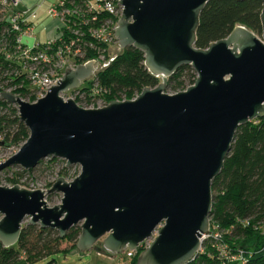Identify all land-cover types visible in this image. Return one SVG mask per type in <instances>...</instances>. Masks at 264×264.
<instances>
[{"label":"water","instance_id":"1","mask_svg":"<svg viewBox=\"0 0 264 264\" xmlns=\"http://www.w3.org/2000/svg\"><path fill=\"white\" fill-rule=\"evenodd\" d=\"M211 1L121 0L115 34L120 48L142 51L147 70L162 79L135 100L100 109L65 102L61 93L80 88L95 60L67 68L36 103L2 94L18 106L30 137L0 172L15 166L32 170L50 157L66 160L67 167L79 165L82 172L70 183L59 179L48 191L64 195L54 208L42 190L0 187V243L16 245L30 219L28 224L57 230L62 238L81 226V252L103 241V250L115 256L137 252L154 239L137 264H188L200 254L210 233L212 183L239 127L264 118V10L262 38L239 26L201 50L200 16ZM182 66L195 70V84L165 93Z\"/></svg>","mask_w":264,"mask_h":264},{"label":"trees","instance_id":"2","mask_svg":"<svg viewBox=\"0 0 264 264\" xmlns=\"http://www.w3.org/2000/svg\"><path fill=\"white\" fill-rule=\"evenodd\" d=\"M263 10L262 0H212L201 13L196 47L207 50L211 44L227 39L239 26L262 37ZM6 26L0 21V34ZM89 59L96 60L97 54L91 53ZM145 61V54L134 47L122 50L109 67L98 74L101 87L111 92L103 99L112 102L125 96L132 100L144 89L158 87L162 79L147 70ZM6 65L0 59V86L3 74L8 71ZM196 80L195 70L191 66H182L168 80L167 86L178 92L188 88L187 81L192 86ZM15 81V84L22 85L16 93L25 99L30 96L34 101L30 83L22 82L18 77ZM91 86L92 83H88L84 90L90 91ZM0 133L6 135L9 146L19 149L30 137L29 129L20 121L18 110L2 100ZM13 183L18 182L14 180ZM212 192L211 226L218 225L224 239L220 245L214 240L205 242L204 251L188 264H264V118L239 127L224 168L212 183ZM81 234L80 226L72 228L62 238L56 230L26 224L16 245L6 247L0 243V264H38L61 252L76 249ZM65 243L69 247L63 248ZM224 247H228L232 256L242 255L243 261L229 260L222 251ZM139 255L137 253L132 259V264H137ZM48 264H55V261Z\"/></svg>","mask_w":264,"mask_h":264},{"label":"built area","instance_id":"3","mask_svg":"<svg viewBox=\"0 0 264 264\" xmlns=\"http://www.w3.org/2000/svg\"><path fill=\"white\" fill-rule=\"evenodd\" d=\"M120 2L121 0H57L49 14L59 22V27L46 43H42L37 40L32 27V20L37 14L18 10L21 0H0V21L7 24L0 34V59L8 66V71L2 76L0 100L7 102L2 94L12 93L23 101L36 103L62 81L67 68L76 70L92 61L89 56L96 53L92 76L80 88L62 92L60 97L65 102L71 99L84 109L107 107L110 102L103 97L111 92L101 87L98 74L109 67L114 59L111 50L114 45L119 44L115 34L124 10ZM26 39L34 41L29 45L25 42ZM17 77L22 82L30 83L29 90L35 96L34 101L30 96L25 99L16 93L18 88H22V85L15 84ZM88 83H92L90 91L84 90ZM114 101L123 102L127 98L122 96ZM13 106L19 112L18 106ZM3 144H7L6 135L0 133V151L12 148ZM3 162V159L0 160V165ZM211 221L210 233L204 237L200 253L204 251L205 242L214 240L220 245L224 239L223 231L216 224L212 227ZM156 235L157 232L154 238ZM152 241L153 239L146 241L139 249L149 247ZM222 251L231 261H243L242 255L232 256L228 247H224ZM136 253L129 251L128 257L133 259Z\"/></svg>","mask_w":264,"mask_h":264},{"label":"rangeland","instance_id":"4","mask_svg":"<svg viewBox=\"0 0 264 264\" xmlns=\"http://www.w3.org/2000/svg\"><path fill=\"white\" fill-rule=\"evenodd\" d=\"M56 2L57 0H21L18 7V10L22 12H27L28 14L35 12L37 14V18L32 21V27L34 29V35L40 42L45 41L44 43H46L48 41L47 39L55 34L59 27V22L49 14L50 10L56 5ZM33 41L34 40L26 39L25 42L31 45ZM122 50L123 49L120 48L119 44L114 45L111 50L112 57L115 58L118 54H121ZM187 86L188 88L191 87L189 86L188 81L186 82V87ZM186 90L180 89L178 92H175L167 86L165 93L174 95ZM19 150L20 149L17 146L7 150H1L0 160L3 159L6 162L9 158L18 153ZM53 158L54 157H50L43 160L32 170H25L20 166H15L0 172V187L12 188L19 186L30 191L42 190L46 193L45 201L50 208L62 205L64 195L60 192L48 194V191H50L53 185L61 178L65 179L68 183L73 182L80 176L82 169L79 165L67 167L66 160L55 158L56 160L54 161ZM14 180H17L18 183L14 184ZM2 218L3 216H0V220ZM29 221L30 219H27L24 225L28 224ZM67 247H69V244L65 243L63 248ZM145 250L146 248L142 247L137 253H140L139 256H141ZM128 252L129 251H125L120 255L110 256L103 250V241H100L92 251L81 252L76 248L71 251L61 252L52 258L39 262L38 264H48L51 260H54L55 264H132V259L128 257ZM20 264L27 263L22 262Z\"/></svg>","mask_w":264,"mask_h":264},{"label":"crops","instance_id":"5","mask_svg":"<svg viewBox=\"0 0 264 264\" xmlns=\"http://www.w3.org/2000/svg\"><path fill=\"white\" fill-rule=\"evenodd\" d=\"M36 18H37V16H36ZM36 18H35V19H36ZM33 20H34V19H33ZM33 20H32V21H33ZM51 34H52V33H51ZM51 34H50V36H51ZM53 35H54V34H53ZM53 35H52V36H53ZM52 36H51V37H52ZM49 38H50V37H49ZM49 38H48V39H49ZM48 39H47V40H48ZM41 42H42V43H44L45 41H44V42H43V41H41Z\"/></svg>","mask_w":264,"mask_h":264}]
</instances>
